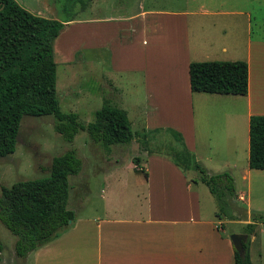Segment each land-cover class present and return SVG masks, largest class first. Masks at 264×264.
Masks as SVG:
<instances>
[{"label":"crops","instance_id":"obj_1","mask_svg":"<svg viewBox=\"0 0 264 264\" xmlns=\"http://www.w3.org/2000/svg\"><path fill=\"white\" fill-rule=\"evenodd\" d=\"M17 1L35 14L50 12L47 6L33 10L26 0ZM113 1L95 0L85 19L67 22L55 41V53L57 44L61 45L66 64L77 59L78 52L89 51L86 56L90 59L108 55L110 64L103 70V78L117 94L138 96L140 103L146 97L148 127L168 124L159 122L160 113L167 109L162 107L165 97H186L191 122L187 127H177L187 147L208 173L228 171L234 176L236 202L246 204L245 223L252 222L253 212L264 213V169L249 166L250 117L264 114V41H249L240 59L249 64L247 95L193 92L190 63L216 59L218 42L206 32L196 33L188 22V11L147 6L146 0H139L133 12L101 15L99 10ZM75 28L80 31L71 32V47L63 45L65 29ZM221 48L222 53L228 52L225 44ZM231 60H238V56ZM140 166L133 168L145 173L146 182L125 185L133 189L130 198H134L135 206L127 208L128 203H123L120 196L121 205L109 197L103 216L79 220L88 225L89 233L77 234L78 238L74 234L75 241L67 243L72 234L59 236L34 251L35 264H79L78 257L89 256L90 250L95 255L94 264H235V248L223 218H218L215 211L211 214V209L209 213L204 210L199 188L204 183L200 178L184 174L159 156L149 157L145 166L141 161ZM238 183H245L246 189L241 190ZM263 234L264 223H258L250 243L253 264H264L263 249L252 246ZM56 242H61L59 251L53 247ZM12 260H20L15 248Z\"/></svg>","mask_w":264,"mask_h":264},{"label":"trees","instance_id":"obj_2","mask_svg":"<svg viewBox=\"0 0 264 264\" xmlns=\"http://www.w3.org/2000/svg\"><path fill=\"white\" fill-rule=\"evenodd\" d=\"M59 1L68 14L64 20L57 14H35L17 0H0V157L16 151L25 115L54 116L55 130L68 142H73L75 136L85 130L95 143L109 147L137 140L147 151L152 132H134L127 111L108 100L88 123L81 122L76 112L62 111L57 91L58 63L54 44L67 22L76 20L95 0ZM189 73L193 92L249 93V64L246 60L192 61ZM171 132L180 147L165 155L184 174L191 170L200 173V180L215 197L218 218H234L230 210L231 203L234 205L237 198L234 176L228 171L208 173L187 147L183 134L175 130ZM134 162L137 168L141 167L140 156H135ZM249 166L264 169V114L250 117ZM81 170L82 160L76 150L71 149L53 158L48 176L2 187L0 221L17 237L14 247L17 256L26 258L74 224L76 214L68 208L69 177ZM258 223H264V214H254L252 222L247 223L243 231L248 234L246 254L242 256L235 250V264H253L250 243ZM3 251L0 238V261Z\"/></svg>","mask_w":264,"mask_h":264},{"label":"rangeland","instance_id":"obj_3","mask_svg":"<svg viewBox=\"0 0 264 264\" xmlns=\"http://www.w3.org/2000/svg\"><path fill=\"white\" fill-rule=\"evenodd\" d=\"M26 2L33 10L39 8L44 10L43 8L47 6L50 8L49 13L57 14L63 20L68 15L63 11V5L59 0H26ZM138 4L139 0H114L111 6H104L99 11L101 15L107 12L116 15L126 14L125 12H133L135 8H138ZM146 5L178 12L188 11L190 15L187 16L188 22L194 30L196 29V33L206 32L218 42V54L214 60H231L237 56L240 60L246 54L249 41H264V0H146ZM88 14L89 9L81 12L78 18L85 19ZM95 14H98V11H95ZM65 31L63 45L71 47V38H73L71 32L76 34L80 29L75 28L72 31L65 29ZM223 44L228 47L226 53H222ZM59 46L61 45L57 44L55 55L58 63L57 91L62 111L76 112L81 122L88 123L94 120L95 112L102 107L105 100H108L111 104L127 110L134 132H152L147 151L137 140L129 144H115L108 147L103 143H95L85 130H81L73 142L66 141L55 130V118L52 115H25L23 117L16 151L8 156L0 157V194L3 186H12L18 181L48 176L54 157L71 149L76 150L82 160V170L79 174L69 177L68 208L75 212L76 218L74 224L61 234H72L66 240L67 243L75 241L74 234L78 238L77 234L90 232L88 225H84L85 223L79 220L103 216L104 203L109 201V197L116 199L119 205H121L120 197H122L123 203H128L127 208L135 206L134 198H130L133 196L131 193L133 189L126 188L125 185H143L147 178L143 171L137 173L134 170L133 166H136L134 157L140 156L144 166L151 156H159L172 162L165 154L171 149H179L180 144L171 130L182 133L177 126L181 124L187 127L191 122V116L187 112L186 101L188 99L186 97L174 95L165 97L162 107L167 106V109L160 113L159 122H168V124L148 127L146 97L140 103L138 96L117 94V91L103 78V70L109 68L110 64L107 63L108 55L105 57L102 55L101 58L93 55L90 59L86 56V52L89 53V51L84 54L78 52L77 59L66 64V59L62 57L63 52L59 50ZM202 60L212 61L211 58ZM150 115L152 116V113ZM150 151L152 153H149ZM188 174L195 179L200 178L198 171L191 170ZM245 185V183H238L241 190L246 189ZM199 188L206 207L204 210L208 209L207 213H209L211 209V214H214V211H218L215 197L205 184L200 183ZM114 205H117L116 202ZM230 210L234 218H223L222 223L227 236L231 238L233 234L243 233L247 225L245 220L248 213L246 204L243 202H236L234 205L231 203ZM254 214L258 213L253 212ZM76 221H78V226L74 228ZM0 238L4 246V260L0 264H35V252L28 255L27 261L20 257L19 262H13V250L17 237L1 221ZM87 239L90 240V236ZM61 242H56L54 249L58 250ZM252 246L258 251L261 248L264 251V234L263 238L258 235V239ZM89 247L92 248L91 245ZM84 255V258L83 256L78 257V263L81 261L79 264L87 262L94 264L95 255L91 250L89 256ZM71 258L74 262V257Z\"/></svg>","mask_w":264,"mask_h":264},{"label":"water","instance_id":"obj_4","mask_svg":"<svg viewBox=\"0 0 264 264\" xmlns=\"http://www.w3.org/2000/svg\"><path fill=\"white\" fill-rule=\"evenodd\" d=\"M247 239L248 234L246 233H236L231 236L235 250H237L242 256L246 254L245 243Z\"/></svg>","mask_w":264,"mask_h":264}]
</instances>
